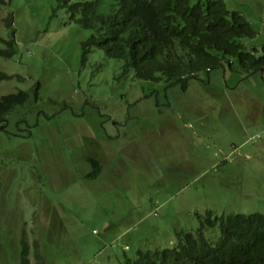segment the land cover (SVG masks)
<instances>
[{
  "label": "rangeland",
  "instance_id": "obj_1",
  "mask_svg": "<svg viewBox=\"0 0 264 264\" xmlns=\"http://www.w3.org/2000/svg\"><path fill=\"white\" fill-rule=\"evenodd\" d=\"M224 1L256 32L245 49L264 55V0ZM55 6L0 7V38L18 44L0 57L12 76L0 98L39 85L0 127V264H21L24 247L30 264H121L172 248L208 212L264 215V68L231 59L185 89L135 81L99 49L84 56L92 32ZM92 157L103 169L89 180Z\"/></svg>",
  "mask_w": 264,
  "mask_h": 264
},
{
  "label": "trees",
  "instance_id": "obj_2",
  "mask_svg": "<svg viewBox=\"0 0 264 264\" xmlns=\"http://www.w3.org/2000/svg\"><path fill=\"white\" fill-rule=\"evenodd\" d=\"M13 0H0V7L10 8ZM52 16L66 10L72 22L92 35L82 45L84 56L93 49L107 58L120 61L123 75L133 72L135 81L163 84L166 89L187 87L189 79L200 74L232 67L238 61L247 73L264 68V55L257 57L245 49L242 39H253L252 25L237 11H230L224 0H55ZM7 27L14 22L10 12ZM0 38V57L18 54L15 34ZM11 75L0 72V83ZM39 85L0 98V127L6 129L8 117L18 106H25ZM34 96V97H35ZM94 180L102 172L101 162L88 158ZM197 232L176 234L172 248L139 251L135 258L124 257L121 264H264V215L198 216ZM219 229L213 244L207 230ZM24 247L21 264L29 263Z\"/></svg>",
  "mask_w": 264,
  "mask_h": 264
},
{
  "label": "flooded vegetation",
  "instance_id": "obj_3",
  "mask_svg": "<svg viewBox=\"0 0 264 264\" xmlns=\"http://www.w3.org/2000/svg\"><path fill=\"white\" fill-rule=\"evenodd\" d=\"M1 130H4L3 128H1Z\"/></svg>",
  "mask_w": 264,
  "mask_h": 264
}]
</instances>
